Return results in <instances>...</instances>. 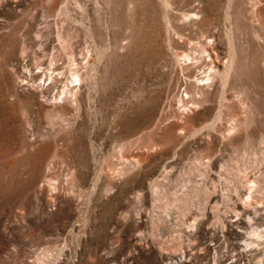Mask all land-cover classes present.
Wrapping results in <instances>:
<instances>
[{"label":"rangeland","instance_id":"374dc122","mask_svg":"<svg viewBox=\"0 0 264 264\" xmlns=\"http://www.w3.org/2000/svg\"><path fill=\"white\" fill-rule=\"evenodd\" d=\"M0 264H264V0H0Z\"/></svg>","mask_w":264,"mask_h":264},{"label":"bare ground","instance_id":"6f19581e","mask_svg":"<svg viewBox=\"0 0 264 264\" xmlns=\"http://www.w3.org/2000/svg\"><path fill=\"white\" fill-rule=\"evenodd\" d=\"M206 49H207V48H206ZM213 50H214V49H213ZM217 50H218V49H217ZM212 54H213V53H212ZM216 56H217V54H216ZM190 57H191V56H190ZM217 57H218V56H217ZM217 57H216V58H217ZM213 58H214V57H213ZM213 58H212V60H213ZM234 58H235V57H234ZM210 59H211V58H210ZM214 60H215V58H214ZM225 60H226V59H225ZM226 61H228V60H226ZM226 61H225V62H226ZM233 61H234V60H233ZM233 61H232V62H233ZM223 62H224V61H223ZM232 62L229 63L228 66L226 65L227 67H226V71H225V73H229V71H230L231 69H233V66H232L233 63H232ZM51 63H52V62H51ZM214 63H215V62H214ZM215 64H216V63H215ZM227 64H228V63H227ZM216 68H217V67H216ZM212 69H213V68H211V70H212ZM218 69H219V67H218ZM224 69H225V68H224ZM46 70H47V69H46ZM46 70H45V71H46ZM215 71H216V70H215ZM232 71H233V70H232ZM47 72H48V71H47ZM45 75H46V74H45ZM80 75H81V74H80ZM74 77H75V76H74ZM227 78H228V75H227ZM25 80H26V79H25ZM21 82H22V81H21ZM204 84H205V83H204ZM65 89H66V88H65ZM73 92H74V91H72V93H73ZM75 94H76V93H75ZM75 96H76V95H75ZM76 101H77V100H76ZM80 104H81V103H80ZM77 107H78V106H77ZM52 118H53V117H52ZM250 197H251V196H250ZM254 231H255V233H256V229H255ZM258 232H259V230H258ZM258 232H257V233H258ZM255 233H254V234H255ZM258 234H259V233H258ZM258 234H257V235H258ZM255 236H256V235H255ZM260 236H261V235H260ZM250 240H251V239H250ZM252 244H253V243H252Z\"/></svg>","mask_w":264,"mask_h":264}]
</instances>
